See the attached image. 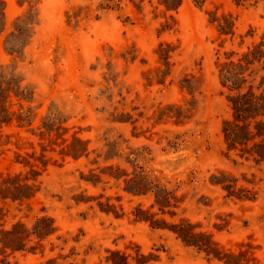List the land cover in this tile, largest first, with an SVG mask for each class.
I'll return each mask as SVG.
<instances>
[{
    "label": "rangeland",
    "instance_id": "1",
    "mask_svg": "<svg viewBox=\"0 0 264 264\" xmlns=\"http://www.w3.org/2000/svg\"><path fill=\"white\" fill-rule=\"evenodd\" d=\"M167 1L0 0V264H264V0Z\"/></svg>",
    "mask_w": 264,
    "mask_h": 264
},
{
    "label": "trees",
    "instance_id": "2",
    "mask_svg": "<svg viewBox=\"0 0 264 264\" xmlns=\"http://www.w3.org/2000/svg\"><path fill=\"white\" fill-rule=\"evenodd\" d=\"M163 3H165L167 6H169V3L167 0H162ZM180 0H177V4H179ZM238 99H239V102L238 103H235L234 107L237 109V106H244L245 108H247L249 106V103L253 101L254 97H250V96H247L246 94H239L236 96ZM249 101V102H248ZM238 116H240L239 118L243 117L242 113H237ZM241 126L240 125H237L236 126V129H239ZM229 137L232 136V133L231 131H228L227 132ZM228 137V139H229ZM142 179H147V176L146 175H143L142 176ZM156 200L159 201V195L158 193L156 192ZM144 212V210H141ZM137 218L138 219H142L144 217H142V215H137ZM128 256L129 255H119V260L116 262V263H112V264H129L128 262ZM141 257H146L145 255H142ZM109 261V259H107Z\"/></svg>",
    "mask_w": 264,
    "mask_h": 264
}]
</instances>
